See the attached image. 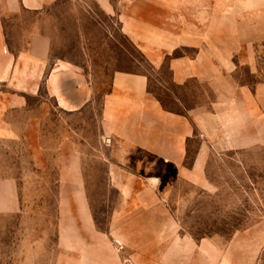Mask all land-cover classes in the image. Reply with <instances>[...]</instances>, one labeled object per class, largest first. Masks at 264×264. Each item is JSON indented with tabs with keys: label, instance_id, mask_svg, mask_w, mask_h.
<instances>
[{
	"label": "crops",
	"instance_id": "0c3cea01",
	"mask_svg": "<svg viewBox=\"0 0 264 264\" xmlns=\"http://www.w3.org/2000/svg\"><path fill=\"white\" fill-rule=\"evenodd\" d=\"M55 1L0 0V139L22 140L37 167L50 163L47 100L64 113H81L89 100L82 74L51 58L52 39L38 28L36 19ZM97 1L117 15L125 35L155 68L168 62L177 85L197 81L213 99L187 114L169 111L151 94L146 73L114 74L100 124L110 148L104 155L110 183L129 209L117 213L107 231L94 225L89 210L79 143L70 135L57 138L61 210L65 219L77 221L61 235L68 245L83 248L82 261L77 254L73 264H227L208 257L210 243L196 242L170 224L165 205L157 207L166 189L163 176L152 172L171 167L177 179L205 185L209 151L221 139L231 149L264 145V81L251 85L234 78L242 68L253 75L261 71L264 0ZM10 20L20 21L16 33ZM13 43L24 46L14 49ZM197 134L202 142L188 165ZM14 184L3 181L1 211L17 206ZM156 217L163 221L158 226L151 223Z\"/></svg>",
	"mask_w": 264,
	"mask_h": 264
},
{
	"label": "rangeland",
	"instance_id": "374dc122",
	"mask_svg": "<svg viewBox=\"0 0 264 264\" xmlns=\"http://www.w3.org/2000/svg\"><path fill=\"white\" fill-rule=\"evenodd\" d=\"M26 21L32 18L26 17ZM36 22L52 39L51 58L67 61L82 74L89 100L81 113H64L53 99L47 100L52 111L45 124L48 167L34 165L22 140L0 139V191H7L3 181H12L18 201L13 211L0 210V264H73L77 254L82 261L83 248L68 245L61 235L64 227H73L77 221L65 219L61 210L57 138L70 135L79 143L89 210L94 225L107 231L116 225L115 215L129 209L110 183L104 160L110 148L103 142L100 124L103 100L111 90L114 74L146 73L151 94L171 111L182 114L209 104L213 94L197 81L177 85L168 65L155 68L125 35L117 15L104 11L97 0H56ZM19 23L9 21L13 33ZM12 46L19 49L24 45ZM260 65L259 74L242 68L234 78L251 85L264 81V59ZM201 142L198 134L191 140L188 165H192ZM154 170L152 173L163 176L166 185L165 190L161 188L157 207L164 204L170 224L175 223L191 239L210 243V259L264 264V145L231 149L221 139L219 146L209 151L205 185L177 179L171 167ZM4 199L0 197V202ZM161 222L151 223L158 226Z\"/></svg>",
	"mask_w": 264,
	"mask_h": 264
},
{
	"label": "trees",
	"instance_id": "16d2710c",
	"mask_svg": "<svg viewBox=\"0 0 264 264\" xmlns=\"http://www.w3.org/2000/svg\"><path fill=\"white\" fill-rule=\"evenodd\" d=\"M165 65H168V62L165 63ZM149 80H150V78H149ZM156 98H158V97H156ZM158 99H159V101L161 102V104L163 105V107H164L166 110L171 111L170 109H168V107L164 104V102H163L160 98H158Z\"/></svg>",
	"mask_w": 264,
	"mask_h": 264
}]
</instances>
